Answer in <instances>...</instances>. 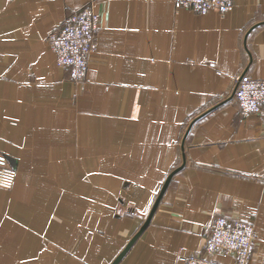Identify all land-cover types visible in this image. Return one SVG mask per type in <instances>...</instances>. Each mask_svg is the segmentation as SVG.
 <instances>
[{"label": "crops", "instance_id": "1", "mask_svg": "<svg viewBox=\"0 0 264 264\" xmlns=\"http://www.w3.org/2000/svg\"><path fill=\"white\" fill-rule=\"evenodd\" d=\"M88 5L97 46L77 81L46 37ZM242 72L264 77V0H0V153L16 172L0 264H184L218 215L254 225L249 264H264V116L231 96Z\"/></svg>", "mask_w": 264, "mask_h": 264}, {"label": "built area", "instance_id": "2", "mask_svg": "<svg viewBox=\"0 0 264 264\" xmlns=\"http://www.w3.org/2000/svg\"><path fill=\"white\" fill-rule=\"evenodd\" d=\"M235 0H174V5L203 12L214 9L225 12ZM99 26V14L91 6H83L66 15L61 23L51 30L46 41L55 54L56 64L68 70L73 80H81L86 72L88 56L96 50L95 33ZM231 96L239 104L243 114L264 116V77L255 78L242 72L234 80ZM0 187H11L15 169L8 158L0 153ZM255 243V228L252 223L239 218L216 216L209 224L205 240V256L191 254L184 264H249ZM215 252L232 256L231 262L210 258Z\"/></svg>", "mask_w": 264, "mask_h": 264}, {"label": "rangeland", "instance_id": "3", "mask_svg": "<svg viewBox=\"0 0 264 264\" xmlns=\"http://www.w3.org/2000/svg\"><path fill=\"white\" fill-rule=\"evenodd\" d=\"M84 147L81 149V151H79V160H78V168H79V170L89 169V160L84 158V157L88 156L89 150H88V146H84ZM23 163H24V166L27 165V162H23ZM51 163H53V162H51ZM69 163H70L69 161H66V162L65 161H56L55 165L52 166V167H54V168H63V166H64L65 168H69ZM87 174H88V176H81V177L78 178L79 183H81V180L82 181L89 180V173H87ZM15 177H16V172H15ZM69 179H70L69 177H62L61 178L62 183H69Z\"/></svg>", "mask_w": 264, "mask_h": 264}, {"label": "snow or ice", "instance_id": "4", "mask_svg": "<svg viewBox=\"0 0 264 264\" xmlns=\"http://www.w3.org/2000/svg\"><path fill=\"white\" fill-rule=\"evenodd\" d=\"M176 6L179 7L180 5L177 4ZM41 79H42V77H41ZM132 118H133V119H136L137 117H132ZM0 163H2V161H0Z\"/></svg>", "mask_w": 264, "mask_h": 264}]
</instances>
